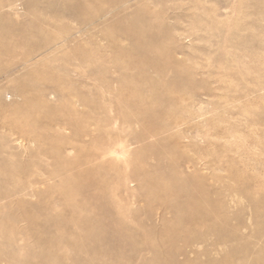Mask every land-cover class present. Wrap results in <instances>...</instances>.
<instances>
[{"label": "rangeland", "instance_id": "rangeland-1", "mask_svg": "<svg viewBox=\"0 0 264 264\" xmlns=\"http://www.w3.org/2000/svg\"><path fill=\"white\" fill-rule=\"evenodd\" d=\"M0 264H264V0H0Z\"/></svg>", "mask_w": 264, "mask_h": 264}]
</instances>
